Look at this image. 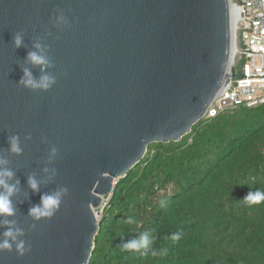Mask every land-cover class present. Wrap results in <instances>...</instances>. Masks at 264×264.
Wrapping results in <instances>:
<instances>
[{
  "label": "water",
  "instance_id": "1",
  "mask_svg": "<svg viewBox=\"0 0 264 264\" xmlns=\"http://www.w3.org/2000/svg\"><path fill=\"white\" fill-rule=\"evenodd\" d=\"M235 28L230 0H0V171L16 185L0 240L21 233L0 264H89L117 181L149 145L188 135L237 78ZM25 71L53 82L25 87ZM57 192L52 216L30 215Z\"/></svg>",
  "mask_w": 264,
  "mask_h": 264
},
{
  "label": "trees",
  "instance_id": "2",
  "mask_svg": "<svg viewBox=\"0 0 264 264\" xmlns=\"http://www.w3.org/2000/svg\"><path fill=\"white\" fill-rule=\"evenodd\" d=\"M250 190L264 191V104L149 145L102 208L89 264H264V202L241 201ZM142 234L147 254L122 249Z\"/></svg>",
  "mask_w": 264,
  "mask_h": 264
},
{
  "label": "built area",
  "instance_id": "3",
  "mask_svg": "<svg viewBox=\"0 0 264 264\" xmlns=\"http://www.w3.org/2000/svg\"><path fill=\"white\" fill-rule=\"evenodd\" d=\"M236 18V46L232 79L211 104L205 119H212L228 109L253 108L264 104V0H230ZM241 64V73L237 65Z\"/></svg>",
  "mask_w": 264,
  "mask_h": 264
},
{
  "label": "clouds",
  "instance_id": "4",
  "mask_svg": "<svg viewBox=\"0 0 264 264\" xmlns=\"http://www.w3.org/2000/svg\"><path fill=\"white\" fill-rule=\"evenodd\" d=\"M21 37L19 35L14 37V44L15 46L19 47L21 45ZM37 48L40 47V45H36ZM27 59L36 65H44L47 63V60L45 56L38 54L37 52H30L28 53ZM25 78L22 79L21 83L24 84L25 87H31L33 89L35 88H41V89H47L50 84L53 82L51 78L45 76L42 77L38 82L34 81L31 78V75L29 72L25 71L24 73ZM10 149L13 152H19L20 148L18 146L17 138L12 137L10 139ZM13 176V173L9 170L0 171V215H13L14 214V208L12 206V202L10 197L12 194L16 191V185L15 184H9L8 179H10ZM7 178V179H6ZM29 187L35 191L38 188L37 182L30 178L29 179ZM248 206L253 205H260L262 202H264V191L261 190H250L246 196L241 200ZM61 202V193L57 192L50 195H44L41 197V204L39 206H34L30 209V215H33L36 218L39 217H50L54 214L55 210L58 209ZM132 218L129 217L126 223H131ZM20 230H12L8 229L3 233V236L5 239L0 240V250H11L12 248V242L17 241V236L20 235ZM170 239L173 242L179 241L181 239L180 233H173ZM152 243V240L149 239V236L147 234H142L141 237L137 240H131L130 242L124 244L122 246L123 250L127 251H134V252H141L142 249L146 250L150 247ZM16 248L19 254H23L25 251L24 249V242L19 241L16 244ZM166 250H161L159 253L153 252L152 255H164ZM147 254L146 252H141V255Z\"/></svg>",
  "mask_w": 264,
  "mask_h": 264
},
{
  "label": "rangeland",
  "instance_id": "5",
  "mask_svg": "<svg viewBox=\"0 0 264 264\" xmlns=\"http://www.w3.org/2000/svg\"><path fill=\"white\" fill-rule=\"evenodd\" d=\"M234 2H237V0H233ZM241 64L242 62H239L238 65H237V73H241ZM107 202V201H104V203ZM100 212V209L97 211V213Z\"/></svg>",
  "mask_w": 264,
  "mask_h": 264
},
{
  "label": "bare ground",
  "instance_id": "6",
  "mask_svg": "<svg viewBox=\"0 0 264 264\" xmlns=\"http://www.w3.org/2000/svg\"><path fill=\"white\" fill-rule=\"evenodd\" d=\"M234 25H235V21L233 20V21H232V26H233V28H234Z\"/></svg>",
  "mask_w": 264,
  "mask_h": 264
}]
</instances>
